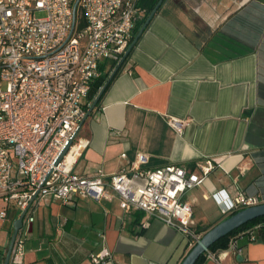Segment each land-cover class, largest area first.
Segmentation results:
<instances>
[{
    "label": "crops",
    "instance_id": "obj_1",
    "mask_svg": "<svg viewBox=\"0 0 264 264\" xmlns=\"http://www.w3.org/2000/svg\"><path fill=\"white\" fill-rule=\"evenodd\" d=\"M243 9L252 12L253 24H264V0H163L82 121L76 141L87 144L73 170L118 172L143 152L145 168L174 163L200 173L198 164L210 159L203 181L182 195L202 233L230 213L216 192L264 201V30L251 31V48L217 33ZM146 16L135 20L134 35ZM116 65L100 60L85 107L98 78ZM166 115L190 122L178 133ZM19 213L11 203L0 221V264ZM23 228L22 260L8 264H180L190 249L181 232L141 209H122L117 196L42 198ZM238 246L209 249L219 257L204 252L197 264H264V232L255 240L242 237ZM102 251L107 254L94 262Z\"/></svg>",
    "mask_w": 264,
    "mask_h": 264
},
{
    "label": "built area",
    "instance_id": "obj_2",
    "mask_svg": "<svg viewBox=\"0 0 264 264\" xmlns=\"http://www.w3.org/2000/svg\"><path fill=\"white\" fill-rule=\"evenodd\" d=\"M73 2L0 0V221L11 203L19 212L25 209L10 259L21 262L23 227L34 220L35 204L45 197L65 202L76 196H117L122 209H141L181 232L190 248L202 232L194 228L192 203L182 195L203 181L210 159L198 164L200 173L174 163L145 168L148 155L143 152L118 172L73 170L76 154L87 144L76 141L75 131L86 114L82 101L99 75L98 64L104 58L118 63L134 36L135 20L146 13L138 0H79L75 11ZM37 11L44 16H36ZM165 118L178 133L190 122ZM216 194L225 213L261 202L258 194L238 192L229 198L223 189ZM254 227L231 234L226 247L238 250L244 236L255 240ZM204 252L219 257L208 248ZM105 254H96L93 261Z\"/></svg>",
    "mask_w": 264,
    "mask_h": 264
},
{
    "label": "water",
    "instance_id": "obj_3",
    "mask_svg": "<svg viewBox=\"0 0 264 264\" xmlns=\"http://www.w3.org/2000/svg\"><path fill=\"white\" fill-rule=\"evenodd\" d=\"M79 0H74L73 2V10L75 11L77 7V3ZM163 0H157L153 8L150 10V12L147 14L144 23L141 25V27L138 29L136 34L133 36L131 42L127 46L126 50L124 51L121 59L118 61L117 65L113 68L111 73L108 75L107 79L105 82L102 84V86L99 88L97 91L96 95L94 96L93 100L91 101L89 107L87 108L85 116L82 118V120L79 122L77 129L75 131V134L77 133L82 121L85 119V117L90 113L92 108L95 106L96 102L100 98L105 86L107 83L110 81L111 77L113 74L116 72L120 64L123 62L125 57L128 55L129 51L135 44L137 38L145 28V26L148 24L152 16L156 13L157 9L159 6L162 4ZM72 139H69L60 154L58 155L56 162H58L63 154L66 153ZM25 214V209L22 210L18 217H16L13 222H12V232L10 235V239L8 242V246L5 252V256L3 259L2 264H8L9 259H10V251L11 247L13 245V241L15 238V235L17 233L18 228L22 225V219ZM264 215V201H261L256 204L248 205L245 207H242L231 214L227 215L217 223H215L213 226L208 228L206 231H204L199 238V240L192 246L190 249L187 251V253L184 255L182 258L180 264H194L195 261L197 260L198 256L203 253L214 241H216L218 238L224 236L225 234L229 233L233 229L239 227L240 225L246 223L247 221L254 219L258 216Z\"/></svg>",
    "mask_w": 264,
    "mask_h": 264
},
{
    "label": "trees",
    "instance_id": "obj_4",
    "mask_svg": "<svg viewBox=\"0 0 264 264\" xmlns=\"http://www.w3.org/2000/svg\"><path fill=\"white\" fill-rule=\"evenodd\" d=\"M156 2H157V0H138V4L145 8L146 15L150 12V10L153 8V6L155 5ZM251 16H252V12H250L249 9H243L242 12L234 14L231 17V19L227 23H225L222 28H220L218 30V32H217L218 35L229 38V40L231 42L237 43L241 47L251 48V31L255 30L256 32L257 31L262 32V30H264V24H260L259 26L256 24H253V20H252ZM126 57H125V59H126ZM121 65H122V63H121ZM121 65L116 70V72L113 74L112 78L110 79V81L105 86L103 92L105 91V89L107 88V86L109 85V83L111 82L113 77L117 74V72L121 68ZM107 76H108L107 74H104L98 78L96 86L90 95L91 101H92L93 97L96 95L99 88L102 86V84L107 79ZM103 92H102V94H103ZM102 94H101V96H102ZM101 96H100V98H101ZM100 98L98 99L97 103L99 102ZM86 107L88 108L89 105H86ZM236 210H238V209H236ZM236 210H233L232 212H234ZM232 212H230L229 214H231ZM254 225H257L258 233L255 235H256V239H259L260 233L264 232V215L258 216L254 219H251V220L247 221L246 223L240 225L239 227L233 229L229 233L225 234L224 236L218 238L216 241H214L208 247V249L214 250L216 248L226 246L228 239H229L231 234H233L236 231L241 230L243 228L252 227ZM203 256H204V252L198 256V258L194 264H197L198 261L203 258Z\"/></svg>",
    "mask_w": 264,
    "mask_h": 264
},
{
    "label": "rangeland",
    "instance_id": "obj_5",
    "mask_svg": "<svg viewBox=\"0 0 264 264\" xmlns=\"http://www.w3.org/2000/svg\"><path fill=\"white\" fill-rule=\"evenodd\" d=\"M44 14H45L44 11H37V12L35 13V15L38 16V17H42V16H44Z\"/></svg>",
    "mask_w": 264,
    "mask_h": 264
},
{
    "label": "bare ground",
    "instance_id": "obj_6",
    "mask_svg": "<svg viewBox=\"0 0 264 264\" xmlns=\"http://www.w3.org/2000/svg\"><path fill=\"white\" fill-rule=\"evenodd\" d=\"M72 158H73V156H72L71 153L67 154L66 159H67L68 161H70Z\"/></svg>",
    "mask_w": 264,
    "mask_h": 264
}]
</instances>
